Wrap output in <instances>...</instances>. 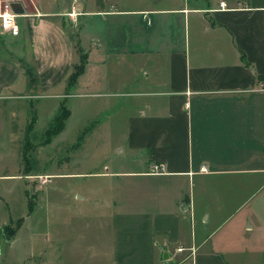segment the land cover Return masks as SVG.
I'll use <instances>...</instances> for the list:
<instances>
[{
	"label": "crops",
	"instance_id": "0c3cea01",
	"mask_svg": "<svg viewBox=\"0 0 264 264\" xmlns=\"http://www.w3.org/2000/svg\"><path fill=\"white\" fill-rule=\"evenodd\" d=\"M4 5L18 32L0 22V103L25 134L30 126L28 143L39 116L46 133L61 105L62 129L43 144L67 134L73 118L99 116L68 142L65 169L51 164L50 173L102 176L118 188L102 191L104 215L85 223L26 200L13 236H0V264H264V0H0V12ZM43 98L56 100L37 105ZM96 132L125 163L71 171L72 151Z\"/></svg>",
	"mask_w": 264,
	"mask_h": 264
},
{
	"label": "rangeland",
	"instance_id": "374dc122",
	"mask_svg": "<svg viewBox=\"0 0 264 264\" xmlns=\"http://www.w3.org/2000/svg\"><path fill=\"white\" fill-rule=\"evenodd\" d=\"M54 100L56 99H38L37 105L48 107ZM33 104L36 107V103ZM93 104L94 102L90 103V106ZM97 118L95 116L89 118L86 124L83 122L82 125V121L79 122L78 117L73 118V122L68 123L67 134L52 141L51 145H46L41 141L49 122L40 115L28 136L30 142L28 143L27 138L24 137V128L15 120V116H11L9 105L0 103V197L8 205L6 212L0 207V224L10 217L12 220L6 226L11 225L13 227L16 222L15 219L24 216L27 208L26 200L33 204L40 203L47 206L50 211L49 216H52L51 213H55L59 219L66 221L85 223L88 220H99L101 215H104V203L100 202V198H103L101 194L105 189L108 191L112 189L111 193L115 196V190L118 186L115 179L110 180V178L96 175L58 179L52 177L50 173L51 164L52 167L56 166L61 171L65 169L66 158L64 154L69 148L68 142L74 138V135H81L84 124L87 125L90 120L95 121ZM104 138L97 137L96 132L91 139L87 140L88 143L81 150H73L70 170L82 174L84 172L99 173L103 172L105 168L108 171L112 170L114 162L118 160L125 163V155L114 152V145H111L112 140L109 137ZM54 161L56 163H53ZM104 166L106 167L104 168ZM39 175L43 180L38 178ZM73 190H79L80 194L90 195V200L88 201V198L86 200L77 198L75 201L68 200L67 196L70 193L69 195L72 197ZM90 212L96 213L95 217H97L96 215L100 217L88 218V216H94L88 215ZM230 226L229 223L227 227ZM4 227H0V236L5 238L6 231H2ZM5 246L4 241L0 238L1 250H5Z\"/></svg>",
	"mask_w": 264,
	"mask_h": 264
},
{
	"label": "trees",
	"instance_id": "16d2710c",
	"mask_svg": "<svg viewBox=\"0 0 264 264\" xmlns=\"http://www.w3.org/2000/svg\"><path fill=\"white\" fill-rule=\"evenodd\" d=\"M82 67L81 66H76L75 67V70L72 72V74L70 75L68 81L70 84L74 83L75 82V77L80 73ZM59 114L56 116L55 120H54V123L52 124L51 128H49L47 131H46V141L49 140V138L57 133L58 131H60L62 129V123L63 121L67 118V115H68V111L65 109V107L63 105L60 106L59 108ZM30 126L27 127V130H26V134H25V138H27V133L28 131L30 130ZM30 208H31V204L28 205V210L30 211ZM21 224V220L20 219H16V222L14 224V226L12 227L11 225L10 226H5L3 228L2 231H6V235H5V238L6 240H9L15 230L18 228V226ZM3 234V233H2Z\"/></svg>",
	"mask_w": 264,
	"mask_h": 264
},
{
	"label": "built area",
	"instance_id": "2783aa9c",
	"mask_svg": "<svg viewBox=\"0 0 264 264\" xmlns=\"http://www.w3.org/2000/svg\"><path fill=\"white\" fill-rule=\"evenodd\" d=\"M4 6H5V9L2 10V12H0V22H1L2 30L9 32L11 35H16L18 32V28L15 25V21H13L14 15L11 13V11L7 10V7H8L7 5H4ZM224 6H225L224 3H220L221 8H224ZM68 14L69 16L76 15V12L73 10ZM258 90H262V91L264 90V83H261ZM150 170L151 172H154V173H160V172H163L164 169H163L162 164L160 165L153 164L152 166H150ZM38 178L43 180L40 175L38 176ZM180 250L182 249L178 248V251Z\"/></svg>",
	"mask_w": 264,
	"mask_h": 264
}]
</instances>
